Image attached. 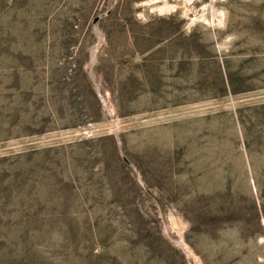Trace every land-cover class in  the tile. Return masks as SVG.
<instances>
[{
  "label": "rangeland",
  "instance_id": "1",
  "mask_svg": "<svg viewBox=\"0 0 264 264\" xmlns=\"http://www.w3.org/2000/svg\"><path fill=\"white\" fill-rule=\"evenodd\" d=\"M0 264H264V0H0Z\"/></svg>",
  "mask_w": 264,
  "mask_h": 264
},
{
  "label": "trees",
  "instance_id": "2",
  "mask_svg": "<svg viewBox=\"0 0 264 264\" xmlns=\"http://www.w3.org/2000/svg\"><path fill=\"white\" fill-rule=\"evenodd\" d=\"M218 80H219V83H218V89H219V97H223V96H225L227 93H231V94H235V92L233 91V90H231V80H230V76L229 77H227V80H226V82H228L227 83V86L224 84V82H223V80L221 79V77L220 78H218Z\"/></svg>",
  "mask_w": 264,
  "mask_h": 264
}]
</instances>
